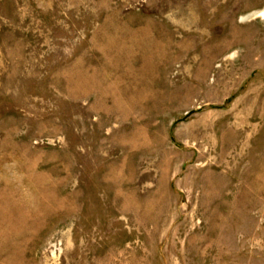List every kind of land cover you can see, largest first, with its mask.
<instances>
[{"label": "rangeland", "instance_id": "374dc122", "mask_svg": "<svg viewBox=\"0 0 264 264\" xmlns=\"http://www.w3.org/2000/svg\"><path fill=\"white\" fill-rule=\"evenodd\" d=\"M0 264H264V0H0Z\"/></svg>", "mask_w": 264, "mask_h": 264}]
</instances>
